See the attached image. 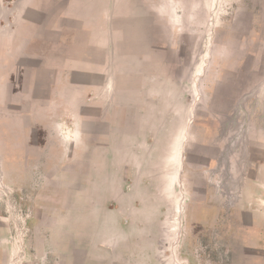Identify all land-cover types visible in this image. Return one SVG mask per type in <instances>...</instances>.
Listing matches in <instances>:
<instances>
[{"label":"rangeland","instance_id":"rangeland-1","mask_svg":"<svg viewBox=\"0 0 264 264\" xmlns=\"http://www.w3.org/2000/svg\"><path fill=\"white\" fill-rule=\"evenodd\" d=\"M11 8L0 0V264H264V0H164V12L180 14L179 34L164 28L165 69L191 76V130L216 137L187 144L185 162L200 171L179 224L165 210L163 224L131 233L113 223L118 210H105L116 205L104 191L107 166L92 190L97 135L92 113L76 112L78 92L64 91L72 112L63 114L60 97L45 106L46 76H27L26 66L11 76Z\"/></svg>","mask_w":264,"mask_h":264},{"label":"crops","instance_id":"crops-1","mask_svg":"<svg viewBox=\"0 0 264 264\" xmlns=\"http://www.w3.org/2000/svg\"><path fill=\"white\" fill-rule=\"evenodd\" d=\"M11 1L12 29L18 33L8 47L11 76H25V66L27 76H46L45 106L51 109L60 97L63 114L72 112L62 100L64 91L78 92L82 106L76 112L92 113L97 135L91 154L92 190H97L96 175L107 166L104 191L116 205L105 210L122 214L113 223L123 222L131 233L135 227L163 224L167 210V222L179 224L188 209V179L200 171L185 162L187 144L216 137L207 130H191L193 119H188L194 105L189 98L195 100V91L183 85L191 76H172L165 69L164 28L179 34V11L164 12V0ZM121 143L122 156L116 155ZM208 183L206 197L216 203ZM104 220L108 227L110 216Z\"/></svg>","mask_w":264,"mask_h":264},{"label":"bare ground","instance_id":"bare-ground-1","mask_svg":"<svg viewBox=\"0 0 264 264\" xmlns=\"http://www.w3.org/2000/svg\"><path fill=\"white\" fill-rule=\"evenodd\" d=\"M176 139V138H175ZM173 145V144H172Z\"/></svg>","mask_w":264,"mask_h":264}]
</instances>
